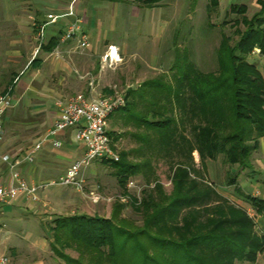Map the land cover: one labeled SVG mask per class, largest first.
I'll return each instance as SVG.
<instances>
[{
    "label": "trees",
    "instance_id": "trees-1",
    "mask_svg": "<svg viewBox=\"0 0 264 264\" xmlns=\"http://www.w3.org/2000/svg\"><path fill=\"white\" fill-rule=\"evenodd\" d=\"M164 1L134 0L147 8ZM256 1L260 9L250 19L247 5L231 3L230 12L241 14L232 24L244 29L234 30L237 38L222 34L216 70L195 66L185 49L179 51L183 57H175L172 76L154 77L125 94L126 103L117 111L136 128L128 134L138 146L119 152L120 159L111 163L127 179L142 172L146 176L154 160L169 156L173 189L167 194L157 182L143 191L141 202L135 196L127 204L116 202L109 218H59L55 241L80 251L67 264H236L255 262L264 252V235L257 234L253 219L243 209L223 204L212 184L175 160L178 152L197 150L202 159L222 154L230 165L245 167L260 146L264 75L250 57L256 48L264 56V0ZM218 4L211 0L208 11ZM51 42L49 50L58 40ZM130 155L136 162L128 160ZM229 183H236V176ZM246 199L257 212L264 211V198L248 194ZM127 205L141 213V225L123 217Z\"/></svg>",
    "mask_w": 264,
    "mask_h": 264
},
{
    "label": "rangeland",
    "instance_id": "rangeland-1",
    "mask_svg": "<svg viewBox=\"0 0 264 264\" xmlns=\"http://www.w3.org/2000/svg\"><path fill=\"white\" fill-rule=\"evenodd\" d=\"M218 1V6L211 11H208V4L211 0H165L164 5L156 8H143L139 3H133L131 0L120 1L116 6L115 14L110 18L102 17L101 23L104 27V37L118 44H123V42L127 44L129 60L133 62L130 65L131 69H128L131 72H125L127 61L126 65L123 66L121 65L122 59L114 67L104 68L100 61L99 73L106 76L105 81L100 82L95 76L88 82V88L85 89L78 82L77 78L79 79L80 75L76 71L77 77L73 75L71 79L72 86L77 87L76 90L71 96L60 97L57 101L66 100L80 92L88 93L91 90L106 95L126 94L130 90L141 87L144 82L154 77L164 75L170 77L174 72L171 69L176 55L183 57V55H179V51L183 52L185 49L192 58L191 60H194L195 66L203 71L216 70L218 68L217 48L222 34H230L237 38L238 36L233 34L234 30L237 27L241 30L244 29L243 24L236 27L232 24L234 19L241 18V14L230 12L231 3H241L243 0ZM248 2L249 9L246 15L250 19L260 7L255 0H248ZM14 7V0H0V12H11V14L8 13L10 15L7 19H12ZM43 8L48 7L44 4ZM8 36H13V33H6L5 42L3 43L2 38V44L0 42V47H5L7 52L11 47ZM36 43L38 42L34 39L31 47ZM18 45L17 50L22 53L28 51L25 38H23L22 44ZM74 53L81 55L78 52ZM250 61L255 63L264 75V56L258 48L251 55ZM24 67V64L13 65L9 58L0 57V97L8 95L12 100V106L3 116V124L8 132L7 135L13 137L19 134L22 136L23 143L28 144L35 139L33 130L28 127V122L34 118V115L26 108H32V106L43 101L36 96H19L21 83L27 82L33 74V68L25 69L20 81H14L17 71ZM192 122L193 124L198 122L197 116L192 117ZM109 130L112 133L114 147L119 152H128L138 146L135 139L128 134L129 131H135L136 128L132 124H125L121 113L118 111L110 116ZM9 147V145L5 146V149L10 150L12 148ZM181 153H176L177 158L175 157V160L186 162L188 166L194 169L193 174L200 173V176L212 184L223 198V204L227 205L228 203L233 207L243 209L250 217L253 216L251 218L255 222L254 229L258 235L263 236L264 231L257 223L260 218H258L256 211L254 214L253 211L248 213L247 206H253L246 199L248 195L246 191H259L261 197L264 196V182L260 181L264 179V137L260 141V146L252 151L250 160L245 167L230 165L222 154L218 155L216 159L208 157L202 159L197 150H194L191 155L186 150L181 151ZM186 153L187 155H185ZM170 159L169 156L157 158L146 176L142 172L129 175L127 179L123 178V173L113 163L97 161L92 167L93 169H90V166L87 168V192L98 187L103 194L115 195L116 197L120 195L135 196V189L128 187V181L133 179L141 188L142 197L143 191L154 189L157 182L169 194L173 189V172ZM128 160L136 162L133 155H130ZM231 176H236V183H229ZM258 179L260 182L257 181ZM81 201L83 207L76 209L72 215L84 214L91 217L109 218L112 215L114 204L120 202L116 198L111 202L93 203L87 197L82 198ZM48 211L50 213H47L48 221L45 225L47 238L43 240L42 244L38 243L41 245L36 244L33 240H20L18 235H12L8 229H3L0 231V255L1 253L9 254L13 258L14 264H67V260L78 258L80 256L79 250L57 243L54 237L55 230L53 231V228L59 226V218L68 215L61 214L62 212H53L52 209ZM122 215L137 225H141L143 222L141 213L130 205L124 208ZM20 227L21 225L18 224V228ZM11 246L20 247L15 255L8 251V247ZM238 264H264V252L258 255L255 262L244 261Z\"/></svg>",
    "mask_w": 264,
    "mask_h": 264
},
{
    "label": "crops",
    "instance_id": "crops-1",
    "mask_svg": "<svg viewBox=\"0 0 264 264\" xmlns=\"http://www.w3.org/2000/svg\"><path fill=\"white\" fill-rule=\"evenodd\" d=\"M14 1L15 10L11 16L13 20L7 19L11 14L10 11L0 12L1 44L2 41L4 43L6 40V33H13V36H8L11 47H9L8 52L5 47H0V57L9 58L13 65H25L23 69L17 71L14 81H20L25 69L33 68V74L29 80L21 83L19 96H36L43 101L32 106V108H26L34 115V118L28 122V127L33 130V137H35L32 142L24 144L21 139L22 136L19 134L13 137L7 135L8 132L3 124L4 134L0 142V154H9L13 159H17L31 152L35 144L53 127L59 115L57 99L71 96L77 88L71 84V79L73 75L76 76V71L80 75L77 80L85 89L88 88V82L95 76L100 82L105 81L106 76L99 73L100 55L105 52L109 44L119 46L122 58L121 65H126L127 61L126 73L131 72L128 69L133 62L129 60L127 44L125 42L118 44L104 37V27L101 23V18L113 16L117 4L124 0ZM131 1L135 3L134 0ZM44 4L48 8H43ZM237 4H245L249 9L248 0H243ZM70 10L74 11L75 16L67 15ZM76 18L80 19L81 31L87 33L91 40V46L86 54L80 55L72 51L77 45L76 38L61 42L68 24ZM23 38L26 39L28 51L22 53L17 49L19 48L18 44H22ZM34 39L38 43L31 47ZM55 39L58 40V43L54 49L49 50L50 43H53L51 41ZM56 49H60L62 53L57 54ZM55 138L62 142L60 147L53 146L49 142L44 143L42 148L35 153L32 162L25 161L19 165L22 175L31 183H50L58 180L84 155V145L75 141L73 128L58 134ZM7 145L12 148L9 147L10 150L5 149ZM95 162L90 165V169H93ZM86 173L87 169L85 170ZM10 175V164L0 156V183L7 182ZM260 181L263 183L264 179ZM246 192L254 197H261L259 191L247 190ZM37 195L38 201L20 193L10 202H1L0 231L8 229L12 235H18L20 240H33L36 244H42L43 240L47 238L45 225L48 221L47 215L50 213L48 210L52 209L53 212H62L61 214L71 216L76 209L83 207L81 199L86 198L84 193L79 192L74 187L63 185H48L40 188L37 190ZM256 214L260 218L257 223L264 231V211H256ZM18 224L21 225L20 228H18ZM8 249L15 255L20 247L11 246ZM1 255L13 259L9 254L1 253Z\"/></svg>",
    "mask_w": 264,
    "mask_h": 264
},
{
    "label": "built area",
    "instance_id": "built-area-1",
    "mask_svg": "<svg viewBox=\"0 0 264 264\" xmlns=\"http://www.w3.org/2000/svg\"><path fill=\"white\" fill-rule=\"evenodd\" d=\"M67 15L75 16V13L70 10ZM74 38L77 39V45L72 51L86 54L91 46V40L87 33L81 31L80 19L78 18L68 24L61 42ZM56 53L61 54L62 51L56 49ZM121 59L120 48L117 44H109L105 52L100 55L103 68L114 67ZM125 103V94L106 95L102 92H94V90L88 93L80 92L66 100L57 101L59 107L58 118L47 134L35 144L31 152L17 159H13L9 154H0L2 159L10 164L11 170L10 179L7 182L0 183V203L10 202L20 193H24L27 197L38 201L37 190L48 185L74 187L79 192L84 193L93 203H99L100 201L111 202L116 198L123 203L131 201L132 197L129 195L116 197L115 195L103 194L98 187L87 192L85 174V170L95 161L113 162L120 159V153L114 147L110 135L109 119ZM11 106V97L8 95L0 97V142L4 134L3 116ZM70 128L74 129L75 141L84 145V155L58 180L50 183H31L27 180L19 170V165L25 161L32 162L35 153L42 148L44 143L49 142L53 146L60 147L62 142L55 137ZM128 187L135 189V197L141 201L142 190L138 187L136 181L133 179L129 180ZM247 210L248 213L249 211H253V214L255 213L251 206L247 207ZM0 264L14 263L10 257L0 255Z\"/></svg>",
    "mask_w": 264,
    "mask_h": 264
}]
</instances>
